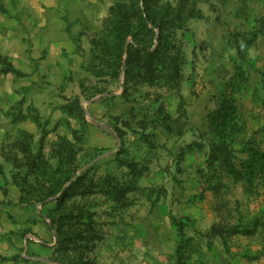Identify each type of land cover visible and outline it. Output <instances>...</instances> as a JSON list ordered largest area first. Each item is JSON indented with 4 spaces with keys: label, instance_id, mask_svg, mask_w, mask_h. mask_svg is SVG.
<instances>
[{
    "label": "rangeland",
    "instance_id": "1",
    "mask_svg": "<svg viewBox=\"0 0 264 264\" xmlns=\"http://www.w3.org/2000/svg\"><path fill=\"white\" fill-rule=\"evenodd\" d=\"M119 2L24 0L21 39L0 45V264H62L53 221L73 212L94 221L96 264H264V227L226 234L228 252L208 235L264 221V164L254 155L264 153V0H158L203 16L160 41L143 10L156 54L133 55L127 82L129 46L144 42L128 37L115 77L106 27ZM8 63L22 74L5 72ZM225 94L239 177L212 157L210 117ZM82 174L84 193L59 203Z\"/></svg>",
    "mask_w": 264,
    "mask_h": 264
},
{
    "label": "trees",
    "instance_id": "2",
    "mask_svg": "<svg viewBox=\"0 0 264 264\" xmlns=\"http://www.w3.org/2000/svg\"><path fill=\"white\" fill-rule=\"evenodd\" d=\"M141 0H122L119 2L115 10L112 12V18L108 22L106 27L108 31L109 37H111V45L109 46L108 52L106 56H114L115 63H112V70H114V76L119 77L120 68L122 65V58L125 52V43L129 36L132 35L134 40L138 43V40H141L144 43H138V45L143 46L135 47L132 44L128 49V59L127 66L125 70V82L128 81L130 69L129 66L133 62L131 57L134 55L135 57H140L141 52L145 54V57H155L156 53H149L147 50L152 44L154 38V31L151 30L147 26V21L143 16V10L146 11L149 20L154 23V25L160 28L161 33L159 36V40L162 41L164 37V32L169 29H176L179 25H183L188 18L202 17V11L194 8L189 13H184L181 10L180 6H172L171 4L163 5L162 7H155L153 4H156L158 0H142L143 8L140 6ZM174 23L175 25H173ZM263 30L257 29L254 31L253 38L257 37ZM143 34V38L140 36ZM166 36V35H165ZM245 40L246 37H245ZM252 39L247 40V42H251ZM149 42V46H146L145 43ZM110 44V43H109ZM237 50L239 57L244 60L242 48L237 41ZM112 58V57H110ZM104 61H107V57H103ZM4 59L0 57V63L4 64ZM135 61V60H134ZM117 65V69H114L113 65ZM7 69H4L5 72H13L17 75H21L22 73L18 71L12 64H7ZM172 78L175 79L180 75V63L173 61L171 65ZM113 76V77H114ZM126 84V83H125ZM79 100V97H78ZM235 108L233 104V100L228 95H223V99L219 101V108L212 114L210 117V129L212 133H214L213 142V153L212 157L216 160H224L228 162L230 165V169L232 174L236 176H241L243 173L237 171L234 167L233 162L230 157L231 150L228 149L229 145V128L234 122L235 118ZM259 160H261L262 164H264V153L256 152L254 154ZM252 166V165H251ZM75 171H67L64 173V181H68L73 177ZM87 179L86 174H82L77 177L70 185V187L65 191L63 196L58 200L61 203L66 197H68L73 192L84 193L85 189L82 188V182ZM92 185L89 186L91 188ZM62 188V184L59 185L58 189ZM49 190L47 193L41 196L40 201L45 200L46 198L57 194L59 190ZM66 219L67 221L59 223L57 221H53V226L58 228L59 233V241L57 246V253L61 252L62 258H58V260L62 264H96L95 260L91 257L90 254L93 253L96 242L99 241L100 237L95 228L94 221H88L89 214H82L81 216L72 213L71 216L63 217L60 220ZM264 227V221L256 218L252 221V227H245L240 229L238 227L233 228H222L213 226L208 235L211 237H221L223 238L224 245L226 246V251L228 252L227 242L225 241L226 234H249L255 228ZM67 231H64L66 230ZM64 231V232H63Z\"/></svg>",
    "mask_w": 264,
    "mask_h": 264
},
{
    "label": "crops",
    "instance_id": "3",
    "mask_svg": "<svg viewBox=\"0 0 264 264\" xmlns=\"http://www.w3.org/2000/svg\"><path fill=\"white\" fill-rule=\"evenodd\" d=\"M24 0H0V45L18 44L19 31L23 30Z\"/></svg>",
    "mask_w": 264,
    "mask_h": 264
},
{
    "label": "water",
    "instance_id": "4",
    "mask_svg": "<svg viewBox=\"0 0 264 264\" xmlns=\"http://www.w3.org/2000/svg\"><path fill=\"white\" fill-rule=\"evenodd\" d=\"M122 73H124V69H123ZM121 87H122V89H124V84H123V82L121 83Z\"/></svg>",
    "mask_w": 264,
    "mask_h": 264
}]
</instances>
